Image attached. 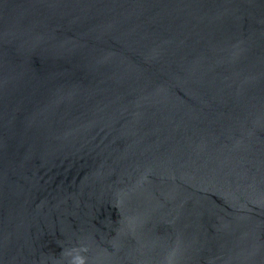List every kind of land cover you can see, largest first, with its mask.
I'll use <instances>...</instances> for the list:
<instances>
[{
  "label": "water",
  "instance_id": "1",
  "mask_svg": "<svg viewBox=\"0 0 264 264\" xmlns=\"http://www.w3.org/2000/svg\"><path fill=\"white\" fill-rule=\"evenodd\" d=\"M0 264H264V0H0Z\"/></svg>",
  "mask_w": 264,
  "mask_h": 264
}]
</instances>
